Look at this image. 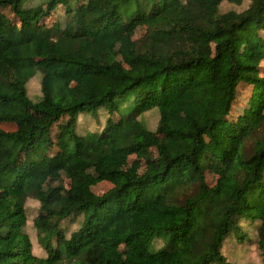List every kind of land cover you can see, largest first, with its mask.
<instances>
[{"label": "trees", "instance_id": "1", "mask_svg": "<svg viewBox=\"0 0 264 264\" xmlns=\"http://www.w3.org/2000/svg\"><path fill=\"white\" fill-rule=\"evenodd\" d=\"M84 1L0 0V264H232L225 241H252L242 222L264 261V0L224 13L244 0H105L94 13ZM58 11L63 25L47 26ZM137 26L145 32L135 38ZM119 36L136 67L119 61ZM250 87V110L236 117ZM177 89L180 116L166 107ZM128 93L136 106L120 114ZM101 107L104 130L79 134L80 115ZM153 110L154 131L143 117ZM143 148L156 158L141 174L116 162ZM212 166L223 169L214 185ZM89 171L111 188L87 194ZM28 199L40 204L43 256L25 231ZM78 217L67 237L64 224Z\"/></svg>", "mask_w": 264, "mask_h": 264}, {"label": "rangeland", "instance_id": "2", "mask_svg": "<svg viewBox=\"0 0 264 264\" xmlns=\"http://www.w3.org/2000/svg\"><path fill=\"white\" fill-rule=\"evenodd\" d=\"M46 0H30L28 3V7L35 6L38 4L45 3ZM251 0H244L241 6H234L228 3H224L221 6V12L227 11H237L241 12L246 9L249 5ZM83 5L89 9L90 13H94L97 11H102L105 7H107V2L105 0H85ZM27 6V4H25ZM64 22V15L61 11L54 13L46 22L47 26H54V25H63ZM145 32V28L143 26H137L133 29V34L135 38L141 37ZM116 49L118 53V59L121 61L126 67L134 68L137 66L138 62L132 53L129 51L127 44L124 42L121 36L117 37L116 39ZM207 51L208 53H212L214 49V45L212 42L207 43ZM264 67V64H263ZM262 74H264V68L262 69ZM39 76H41L39 74ZM32 79L28 86V95L31 99L37 100L40 95V77ZM178 90V89H177ZM174 90L171 92L169 97L167 98V111L169 114L174 116H180V108H179V101H178V92L179 90ZM173 91V90H172ZM244 95L241 94L240 98L236 104L235 108V115L236 117L244 116L249 112V98L251 94V87L243 90ZM136 106V99L134 97V93H128L120 98V114L125 113H133V110ZM82 116L79 119L77 132L83 136L91 133H101L106 124L107 120V112L106 109L101 107L97 110H93L86 114L80 115ZM146 119L148 128L152 131L155 130L158 122V114L156 110L148 112L143 116ZM3 128L8 131L14 130L13 125H4ZM62 133L55 137L56 145H59L62 142V137L60 136ZM148 141H152L153 137L147 138ZM56 152H54L55 154ZM50 155H53L51 153ZM116 162L119 166L124 169L131 171L134 174H141L144 169L146 168L145 160H151L156 158L155 150L152 148H143L138 153H119L115 155ZM57 160L56 157H50L47 159L46 167L50 168L55 161ZM58 176H61L65 180V184L69 185V181L66 179L63 173H57ZM89 184L86 190V193L89 195L99 194L107 191L111 188L112 184L109 181L97 179L92 171H89ZM223 176V169L217 166H212L209 174H208V181L211 185H214L221 177ZM39 202L34 199H28L26 204V211H27V225L25 228L26 233L30 236V239L33 241L34 245V252L39 256L46 255L47 253L43 250L42 245L38 239L37 231L34 227V219L36 218L39 212ZM82 221V217H78L76 219H72L67 221L64 224V228L67 230L66 235L67 237L70 236L72 232L79 228V225ZM244 229L250 233L252 236V241L244 242L239 244L236 242L235 238L230 237L225 241L223 247V253L231 262L232 264H264L263 257L259 252L257 238H256V229L255 228H248L245 222H242ZM153 249L159 250L163 247V241L160 238L154 239L152 242ZM45 251V252H44ZM127 253L126 247L122 246L116 253V256L119 259H124Z\"/></svg>", "mask_w": 264, "mask_h": 264}]
</instances>
